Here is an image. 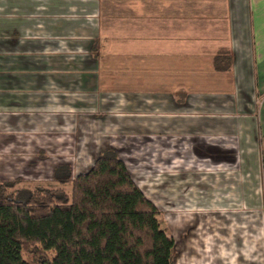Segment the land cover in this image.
Wrapping results in <instances>:
<instances>
[{
    "label": "crops",
    "instance_id": "1",
    "mask_svg": "<svg viewBox=\"0 0 264 264\" xmlns=\"http://www.w3.org/2000/svg\"><path fill=\"white\" fill-rule=\"evenodd\" d=\"M0 118L81 134L94 160L127 149L169 174L172 208L239 224L246 198L264 210V0H0Z\"/></svg>",
    "mask_w": 264,
    "mask_h": 264
},
{
    "label": "trees",
    "instance_id": "2",
    "mask_svg": "<svg viewBox=\"0 0 264 264\" xmlns=\"http://www.w3.org/2000/svg\"><path fill=\"white\" fill-rule=\"evenodd\" d=\"M214 69L231 71V55L220 53ZM53 181L57 189L0 182V264H174L162 213L114 149L75 176L59 165Z\"/></svg>",
    "mask_w": 264,
    "mask_h": 264
},
{
    "label": "rangeland",
    "instance_id": "3",
    "mask_svg": "<svg viewBox=\"0 0 264 264\" xmlns=\"http://www.w3.org/2000/svg\"><path fill=\"white\" fill-rule=\"evenodd\" d=\"M30 124L31 119H28ZM21 130L15 135L0 133V182L23 180L24 186L28 188L43 185L57 189L58 185L53 178L59 165L71 166L75 176L86 172L95 163L94 157L91 158L92 148L78 141L83 138L81 134H65L61 136L64 138L61 142L55 141L54 135H43L29 128ZM85 137L88 142L89 136ZM114 150L126 164L145 197L162 213L163 228L171 238L176 237L179 241L174 264H264V210L258 211V214L249 212L246 198V206L241 205L238 210L242 213L239 214V224L228 221L229 215L223 216L224 212H216L210 214L213 221L209 218L207 220L213 228L204 229L202 226L207 215L198 211L196 197L192 199L195 204L191 206H184L182 210L172 208L169 174L162 176L155 173L147 179L150 170L142 169V163L135 158L128 159L125 153L127 149ZM262 166L264 168V157ZM67 190L71 189L67 187ZM237 218L235 215L234 220L237 221ZM246 231L252 234L250 240L245 239ZM211 252H215V256ZM24 257L29 261L32 259L28 253Z\"/></svg>",
    "mask_w": 264,
    "mask_h": 264
}]
</instances>
